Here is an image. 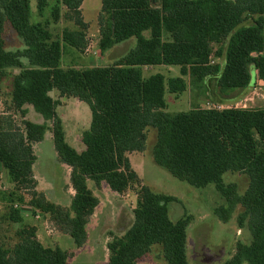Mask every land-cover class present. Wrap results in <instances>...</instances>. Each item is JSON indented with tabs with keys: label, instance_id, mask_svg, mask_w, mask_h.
Segmentation results:
<instances>
[{
	"label": "trees",
	"instance_id": "1",
	"mask_svg": "<svg viewBox=\"0 0 264 264\" xmlns=\"http://www.w3.org/2000/svg\"><path fill=\"white\" fill-rule=\"evenodd\" d=\"M83 1L36 0L40 17L48 9L52 23L63 18L75 27L55 35L49 20L30 22L29 0H0V82L7 70H19L11 79L12 109L24 117V107L30 106L51 123L56 157L69 167L74 192L69 207H62L37 191L33 144L44 139L47 127L27 120L18 126L4 113L0 116V166L13 186L6 195L10 222H22L21 210L12 204H23L26 196L29 207L48 215L81 248L87 240L88 221L99 204L87 182L96 187L104 183L118 195L128 191L136 195L131 225L121 236L109 233L107 264H136L156 246L167 264H189L188 219L173 222L169 218V204L176 198L143 184L128 158L145 150L146 132L154 129L151 155L157 166L191 187L213 185L225 202L214 211L221 221H228L241 208L237 224L248 230L250 242H237L223 264H264V109L193 108L168 113L164 99L165 91L179 95L186 90L183 77L200 90L210 81L219 93L249 88L251 68L263 80L264 0H101L100 53L130 39H135V46L110 66L63 69L64 49L82 53L86 48ZM7 25L21 47L8 48ZM160 65L179 67L180 77H143V68ZM52 91L89 108L90 124L81 133L84 149L80 152L66 141L57 102L49 95ZM226 173L247 178L242 195L235 184L224 182ZM36 233L34 226H21L17 242L8 247L1 240L0 225V264H67L68 253L44 247Z\"/></svg>",
	"mask_w": 264,
	"mask_h": 264
},
{
	"label": "rangeland",
	"instance_id": "2",
	"mask_svg": "<svg viewBox=\"0 0 264 264\" xmlns=\"http://www.w3.org/2000/svg\"><path fill=\"white\" fill-rule=\"evenodd\" d=\"M30 1V22H51L48 9L44 16L40 17L36 11V0ZM101 0H84L81 6L83 21L87 24L86 48L82 53L72 49H64L61 57L63 69H87L106 67L113 65L125 56L134 46L135 39L114 45L104 53L98 48L99 13ZM64 10H62L63 13ZM5 39L8 48L21 47V43L13 30L5 27ZM9 28V29H8ZM64 28L74 30L72 22L63 18L57 24L50 23V30L55 35H60ZM148 36V33L145 34ZM216 49V47H215ZM215 63H223V59H213ZM19 70H7L6 77L0 82V116L4 113L11 115L18 126L27 120L36 124H44L47 127L44 139L33 144L36 161L32 167L33 175L37 181V191L41 192L49 202L62 207H69L72 189L69 184L70 169L61 164L56 157L50 133L51 123L44 122L40 115L34 112L30 106H25L27 113L24 117L12 109L10 104V91L12 76ZM143 77L161 74L165 80L180 77L177 66H151L142 69ZM187 83L186 90L173 95L165 91V111L168 113L186 112L193 108L216 109L226 108H262L264 109V79L260 80L256 72L251 68L252 85L247 89H235L226 93H219L214 83L208 81L205 90L190 86L188 77H183ZM166 87V83H165ZM57 102L56 113L61 119L70 146L78 152L84 149L81 143V133L87 130L90 124V111L88 106L75 98L60 97L57 91L49 93ZM145 150L141 153L128 155L132 168L142 180L154 192L170 195L176 198V202L169 204V218L176 221L186 217V254L189 264H223L228 260L237 242L248 244L250 234L245 227H239L237 217L241 208L237 207L229 220L224 222L218 219L214 211L225 205L224 199L216 192L213 185L197 189L178 181L170 176L164 169L157 166L151 155L156 132L149 129L147 132ZM0 166V225L1 240L5 246L11 247L17 242L16 231L21 226H34L37 229V239L46 248H60L67 252L69 257L67 264H107L109 252L107 244L110 241L109 233L121 236L131 225L132 210L136 203V195L128 191L116 196L106 190L104 183L96 187L88 181L87 186L98 198L99 204L90 217L86 226L87 240L81 248H76L71 238L60 232L44 215L28 206V198L21 205L12 204L13 209H20L22 222L13 224L9 220L11 213L7 194L13 186L7 172ZM4 173V175L2 173ZM226 184H235L238 195H242L247 187V178L242 174L226 173L223 175ZM104 187V188H103ZM136 264H167L162 258L160 247L153 248L151 253L139 260ZM247 264V263H244Z\"/></svg>",
	"mask_w": 264,
	"mask_h": 264
},
{
	"label": "crops",
	"instance_id": "3",
	"mask_svg": "<svg viewBox=\"0 0 264 264\" xmlns=\"http://www.w3.org/2000/svg\"><path fill=\"white\" fill-rule=\"evenodd\" d=\"M65 136H66V134H65ZM66 141H67V138H66ZM67 143H68V141H67ZM69 144V143H68ZM129 155V154H128ZM135 171V170H134ZM5 172V171H4ZM2 173V172H1ZM3 175H4V173H2ZM105 185V184H104ZM106 186V185H105ZM104 188V187H103ZM106 188V190H108V191H110L109 190V188L106 186L105 187ZM112 194H115L116 196H120V195H118V194H116V193H114V192H112V191H110ZM74 195V192H73V190H72V192H71V197ZM70 200H71V198H70ZM97 208V207H96ZM96 210V209H95ZM91 218H92V216H91ZM88 234V233H87Z\"/></svg>",
	"mask_w": 264,
	"mask_h": 264
}]
</instances>
